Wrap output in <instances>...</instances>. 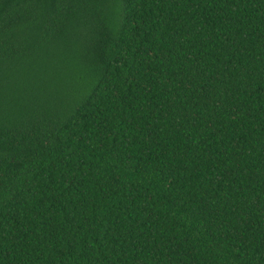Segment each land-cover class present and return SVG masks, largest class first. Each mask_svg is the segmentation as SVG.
I'll use <instances>...</instances> for the list:
<instances>
[{"label": "trees", "instance_id": "trees-1", "mask_svg": "<svg viewBox=\"0 0 264 264\" xmlns=\"http://www.w3.org/2000/svg\"><path fill=\"white\" fill-rule=\"evenodd\" d=\"M0 264H264V0H0Z\"/></svg>", "mask_w": 264, "mask_h": 264}]
</instances>
